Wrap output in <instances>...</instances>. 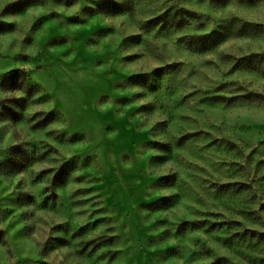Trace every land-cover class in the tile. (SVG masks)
Returning a JSON list of instances; mask_svg holds the SVG:
<instances>
[{"label": "rangeland", "instance_id": "obj_1", "mask_svg": "<svg viewBox=\"0 0 264 264\" xmlns=\"http://www.w3.org/2000/svg\"><path fill=\"white\" fill-rule=\"evenodd\" d=\"M0 264H264V0H0Z\"/></svg>", "mask_w": 264, "mask_h": 264}]
</instances>
